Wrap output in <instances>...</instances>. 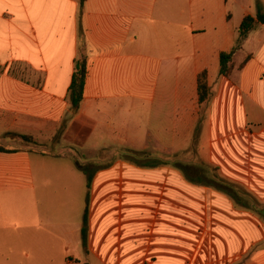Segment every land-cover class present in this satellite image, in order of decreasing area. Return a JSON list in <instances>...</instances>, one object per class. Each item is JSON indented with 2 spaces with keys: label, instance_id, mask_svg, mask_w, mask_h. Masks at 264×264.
Here are the masks:
<instances>
[{
  "label": "crops",
  "instance_id": "1",
  "mask_svg": "<svg viewBox=\"0 0 264 264\" xmlns=\"http://www.w3.org/2000/svg\"><path fill=\"white\" fill-rule=\"evenodd\" d=\"M258 7L264 14V0H0V264H264V22L228 77L218 62ZM78 60L86 77L72 112ZM57 127L51 150L16 142L48 144ZM191 148L201 162L95 168L89 189L76 156ZM212 175L238 188L235 200L206 185Z\"/></svg>",
  "mask_w": 264,
  "mask_h": 264
},
{
  "label": "trees",
  "instance_id": "2",
  "mask_svg": "<svg viewBox=\"0 0 264 264\" xmlns=\"http://www.w3.org/2000/svg\"><path fill=\"white\" fill-rule=\"evenodd\" d=\"M264 22V14H262L261 9L257 8V13L255 18L252 17H245L239 27L238 30V40L235 46L229 52H222L218 56L219 62V75L222 77H228L232 70L231 58L236 49H238L240 42L247 36L249 31L253 28L255 23H263ZM247 59L240 65L242 67ZM86 77V60H78L75 63V69L71 77V84L68 90V102L70 105V110L72 112H76L79 108V105L82 100L83 95V87ZM197 95H198V103L203 104L207 101L209 96V89L207 86V74L206 72H202L197 76ZM21 140H26L27 142L31 141L28 136H18ZM0 151H3V148L0 147ZM123 156L126 157V161L140 165L141 160L145 161L148 159L149 156L146 153H140L136 151H125L123 152ZM147 165V163H146ZM181 171L185 174L186 177L189 176L191 167L189 166H180ZM213 169L212 171H214ZM81 172L84 174L86 178V186L87 189L90 188L92 179L96 170L93 169L91 166H81ZM206 179V180H205ZM204 182L207 186L223 192L230 196L233 200H235L238 188L226 181L218 178L215 175H212L209 179L205 178ZM197 181H203V177H198ZM82 245L85 246L86 244V237H87V212L85 211L82 221V228L80 231Z\"/></svg>",
  "mask_w": 264,
  "mask_h": 264
},
{
  "label": "rangeland",
  "instance_id": "3",
  "mask_svg": "<svg viewBox=\"0 0 264 264\" xmlns=\"http://www.w3.org/2000/svg\"><path fill=\"white\" fill-rule=\"evenodd\" d=\"M59 127H57L54 132H52L51 134V131H53V129L51 128L50 131H48L50 134L49 136L47 137L49 142L48 144H42L40 143L41 140H43L42 136L38 139H34L33 136H28L31 141L27 142L26 140H21V139H16V142L18 143V145H31L32 147H35V148H38V149H42V150H51V148H53V145L56 143V142H59L60 141V137H61V132L62 130L60 129L59 131ZM55 136V137H54ZM196 139L193 141V145L196 144ZM2 140H0V144ZM1 148H3L1 145H0ZM70 148V147H69ZM69 154H74L75 153V150L72 149L68 152ZM79 162L81 164L85 163V165H90L92 166L94 169L95 168H103V167H106L108 164L112 163V162H115L117 161L118 159L119 160H122V161H126V157L123 156V153L120 149H108V150H104L102 152H99L98 154H94V155H84V154H77L76 155ZM148 156L152 157L153 159H158L160 160L161 162H164L166 164H172L173 162L177 161V162H184V163H187V162H193L195 161L196 163H199L201 162L200 159H197L198 158V153L196 152V150L194 148H191V150H189L188 152L186 153H181V154H176V155H153V154H148ZM152 159V160H153ZM89 162V163H87Z\"/></svg>",
  "mask_w": 264,
  "mask_h": 264
}]
</instances>
